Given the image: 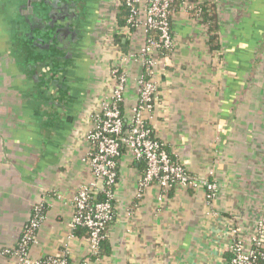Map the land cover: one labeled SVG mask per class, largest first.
<instances>
[{"label":"crops","instance_id":"obj_1","mask_svg":"<svg viewBox=\"0 0 264 264\" xmlns=\"http://www.w3.org/2000/svg\"><path fill=\"white\" fill-rule=\"evenodd\" d=\"M29 1L0 0V264L16 263L39 201L47 209L28 250L33 261L65 254L70 264H222L206 188H174L160 201L154 186L137 199L144 167L128 152L102 257L93 258L85 239L70 238L73 197L91 177L84 137L104 90L102 67L125 51L110 45L106 2L89 48L94 58L58 63L35 48L48 41L31 25L41 5L32 3L31 15ZM223 16L221 49L213 52L209 26L182 8L174 13L175 47L156 75L150 126L191 175L217 182L214 209L249 227L264 209V0H228ZM78 65L88 68L78 87H55L59 66ZM128 88L127 118L136 102L133 81Z\"/></svg>","mask_w":264,"mask_h":264},{"label":"built area","instance_id":"obj_2","mask_svg":"<svg viewBox=\"0 0 264 264\" xmlns=\"http://www.w3.org/2000/svg\"><path fill=\"white\" fill-rule=\"evenodd\" d=\"M116 6L124 5L129 11L127 25L119 27L115 17L110 21L108 32L110 45L117 49L116 35L137 40V51L131 54L117 52L114 63L109 64L111 75L105 84L96 109L90 113L92 127L85 134L88 144L85 162L90 169V180L83 184L74 195L73 214L69 222L71 239L78 228H86L90 235L87 241L91 255L97 256L101 243L108 236V224L116 214L117 188L119 185L118 165L122 148L132 158L142 163L144 171L138 180L136 198L142 199L146 192L157 186L161 189L159 200L163 201L169 190L174 188H206L208 217L217 220V247L224 257L222 264H264V209L249 227L236 223L235 219L222 215L214 209L219 186L217 182L200 180L166 149L150 126L157 107L158 83L156 75L164 61L172 53L175 40L172 18L175 4L189 15L199 10V3L191 0H113ZM117 12L116 14H118ZM196 19V18H195ZM112 29V30H111ZM112 48V50H114ZM130 54V55H129ZM111 63V62H110ZM133 66L140 71L135 80L136 102L129 118L123 106L128 100L129 84L136 75L127 68ZM109 91V95H106ZM100 104V105H98ZM128 130H126V127ZM102 196L104 200L93 202ZM43 202L33 208V213L15 252V264H69L65 254L31 260L28 250L36 240L37 232L45 220Z\"/></svg>","mask_w":264,"mask_h":264},{"label":"flooded vegetation","instance_id":"obj_3","mask_svg":"<svg viewBox=\"0 0 264 264\" xmlns=\"http://www.w3.org/2000/svg\"><path fill=\"white\" fill-rule=\"evenodd\" d=\"M104 1L84 0L88 13L86 20L81 18L78 9L81 0H41V11H44V15L40 16L41 20L36 18V24L31 25L40 29L42 36L48 43L43 42L36 45V50H47L60 64L73 63L77 57L81 56L84 57L83 60L87 61L88 64L89 60L94 58V48L91 51L90 45L99 29L101 14L99 8L103 6ZM73 9L75 10L74 12H72ZM54 66L55 63H51L48 68H45L48 76H50L49 71L54 69ZM78 68L77 70H72L68 67L59 66L57 74L61 78L58 77L60 80L57 78L59 81L53 82L55 87L67 88V90L78 87L83 75H86L88 71V68L83 69L79 65Z\"/></svg>","mask_w":264,"mask_h":264},{"label":"trees","instance_id":"obj_4","mask_svg":"<svg viewBox=\"0 0 264 264\" xmlns=\"http://www.w3.org/2000/svg\"><path fill=\"white\" fill-rule=\"evenodd\" d=\"M191 1L199 3V10L195 11L193 16H194V18L197 19V21L200 24L209 26V33L211 35V37H210L211 50L213 52H218L221 49L220 35H221L222 24L224 22L223 14L227 8L228 0H219V1H217V0H211V1L191 0ZM174 7H175V11L180 9L178 3L175 4ZM117 12H119V13L116 14ZM114 16H116L115 21H117L119 27H124L127 25V21H128V17H129V11L124 5H121L119 7L115 5L114 15L111 17V20L113 19ZM114 42H115L116 46L120 47L125 52H128L129 44L131 42L130 38H128L124 35H116L114 37ZM123 109H124V106H123ZM128 127L129 126L126 127V130H128ZM125 153H126V148L123 147L122 148V154H125ZM120 166L121 165L119 162V165H118L119 180H120ZM102 200H104V198L100 195L99 197L93 199V202H99ZM46 209H47V205L43 204L42 212L45 216H46ZM113 221H114V219L108 224V229L111 226V224L113 223ZM74 234L78 238L86 239L89 237L90 232L88 229L80 227L74 231ZM107 237L101 243V247H100L98 255L93 256V258L102 257L103 246L107 242V239H108ZM65 259L70 264V260L67 256L65 257Z\"/></svg>","mask_w":264,"mask_h":264},{"label":"rangeland","instance_id":"obj_5","mask_svg":"<svg viewBox=\"0 0 264 264\" xmlns=\"http://www.w3.org/2000/svg\"><path fill=\"white\" fill-rule=\"evenodd\" d=\"M69 1V0H68ZM106 2H110L109 4V6H107L108 8H107V10H108V13H113V15H114V11H115V6H114V2L111 0V1H109V0H105L104 1V4H106ZM108 3H107V5H108ZM97 5H98V3H97ZM104 6V5H103ZM103 6H101L100 8H99V10H102V7ZM98 7V6H97ZM78 9H79V12H80V14H81V18H83V19H86V18H88V13H87V9H86V2H84V0H81V2H80V4H79V6H78ZM112 15V16H113ZM111 14H110V17H109V14H108V19H109V25H110V21H111ZM87 20V19H86ZM137 43H135V42H133V43H130L129 44V48H128V52H126V53H129V52H131V54H133L134 52H136L137 51ZM91 47H93V45L91 44ZM130 55V54H129ZM115 58H117V56H115ZM106 66V67H105ZM161 68V67H160ZM127 69H129V68H127ZM130 71H131V69H129ZM157 70H160V69H157ZM102 73H104V76H105V84H109V79H110V75H111V70H110V65L109 64H107V62L106 63H104V66L102 67ZM136 78H137V73H136V75H134L133 76V79H132V81H133V84H135V80H136ZM103 92L105 93L106 92V90H103ZM106 95H109V91H108V93L106 94ZM98 105H100V104H98ZM100 108H101V106H98V108L96 109V107H95V110H100ZM39 204L41 203V201H39L38 202ZM264 206V205H263ZM262 206V207H263ZM261 208H259V210H260ZM262 210V209H261ZM207 211H208V209H207Z\"/></svg>","mask_w":264,"mask_h":264},{"label":"water","instance_id":"obj_6","mask_svg":"<svg viewBox=\"0 0 264 264\" xmlns=\"http://www.w3.org/2000/svg\"><path fill=\"white\" fill-rule=\"evenodd\" d=\"M34 2H38L41 4V0H30L29 1V13L32 15L33 14V7H32V3ZM75 10L73 9L72 12H74ZM36 14H33V16L39 20H41V17L40 16H43L44 15V11L42 12L41 11V8L38 9L37 12H35Z\"/></svg>","mask_w":264,"mask_h":264}]
</instances>
